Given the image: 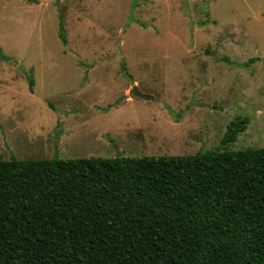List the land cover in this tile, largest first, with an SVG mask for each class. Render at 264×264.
Listing matches in <instances>:
<instances>
[{
	"label": "rangeland",
	"instance_id": "374dc122",
	"mask_svg": "<svg viewBox=\"0 0 264 264\" xmlns=\"http://www.w3.org/2000/svg\"><path fill=\"white\" fill-rule=\"evenodd\" d=\"M262 147L264 0H0V161Z\"/></svg>",
	"mask_w": 264,
	"mask_h": 264
},
{
	"label": "trees",
	"instance_id": "16d2710c",
	"mask_svg": "<svg viewBox=\"0 0 264 264\" xmlns=\"http://www.w3.org/2000/svg\"><path fill=\"white\" fill-rule=\"evenodd\" d=\"M0 264H264V147L0 161Z\"/></svg>",
	"mask_w": 264,
	"mask_h": 264
},
{
	"label": "water",
	"instance_id": "95a60500",
	"mask_svg": "<svg viewBox=\"0 0 264 264\" xmlns=\"http://www.w3.org/2000/svg\"><path fill=\"white\" fill-rule=\"evenodd\" d=\"M131 95H132L133 97H138V98H142V99H146V100L151 99V98H149V97H146V96H143L142 94H140V92L137 90L136 87H133V90H132Z\"/></svg>",
	"mask_w": 264,
	"mask_h": 264
}]
</instances>
